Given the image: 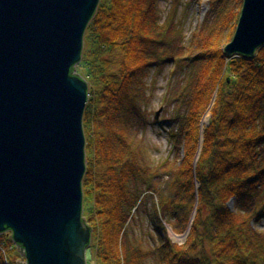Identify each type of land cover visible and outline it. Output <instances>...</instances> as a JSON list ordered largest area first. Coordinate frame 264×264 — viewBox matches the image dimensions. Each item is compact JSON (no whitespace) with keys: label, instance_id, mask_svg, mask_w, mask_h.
<instances>
[{"label":"trees","instance_id":"1","mask_svg":"<svg viewBox=\"0 0 264 264\" xmlns=\"http://www.w3.org/2000/svg\"><path fill=\"white\" fill-rule=\"evenodd\" d=\"M160 1L100 0L83 59L72 69L89 85L83 220L92 229V264H145L157 255L127 235L129 219L142 212L139 186L159 192L153 208L165 235L166 223L176 233L188 231L196 210L186 242L162 239L155 264H264V232L253 226L264 214V47L253 57L225 55L235 11L202 27L175 56L171 36L179 26L173 19L162 23ZM163 63L188 70L174 96L186 111L169 135L182 154L153 168L134 130L146 121L147 77ZM160 172L169 195L155 181ZM13 243L10 231L0 234V264H16L17 244L6 262L1 254Z\"/></svg>","mask_w":264,"mask_h":264},{"label":"water","instance_id":"2","mask_svg":"<svg viewBox=\"0 0 264 264\" xmlns=\"http://www.w3.org/2000/svg\"><path fill=\"white\" fill-rule=\"evenodd\" d=\"M99 4L0 0V234L12 233L26 257L20 264H87L92 229L83 220V120L89 85L72 69L83 59ZM262 47L264 0H244L225 55L253 57Z\"/></svg>","mask_w":264,"mask_h":264},{"label":"rangeland","instance_id":"3","mask_svg":"<svg viewBox=\"0 0 264 264\" xmlns=\"http://www.w3.org/2000/svg\"><path fill=\"white\" fill-rule=\"evenodd\" d=\"M216 3V4H215ZM244 0H161L159 3V10L162 18V23L165 21H175L179 26V34L171 36L174 38L172 53L175 56L183 55L186 47L193 39L196 32L202 27H214L224 21V16L231 18L235 11L239 12V16L233 20L232 25L235 24L236 29L240 20L241 11ZM235 29V32H236ZM232 34V38L235 35ZM225 33H229L226 28ZM183 67V66H182ZM176 68L175 63L162 64L160 67L152 69L147 77L146 99L144 101L143 109L145 110V122H135L136 129L134 136L136 141L142 145L147 151L146 159L150 162L153 168L163 166L165 162L174 161L181 157V144L175 149L172 148L169 140L170 131H176L180 123V117L185 114L186 109L174 101V96L180 91L183 86V80L188 70L182 71ZM211 117L210 110L203 119V125L208 126ZM156 178V183L159 184L160 190H165L166 194H170L167 188L168 177ZM141 192V215L129 219L127 235L133 240H142L143 247L147 252L154 250L157 255L145 262V264H155L158 258V247L162 239L169 238L174 244L183 245L186 241L176 240L175 236L183 237L185 233H176L173 228L166 223V235L162 232L159 226V219L157 221L154 214V204L159 202V192H147V188L139 186ZM145 196H147L145 198ZM147 199V200H146ZM232 210H235V202L229 204ZM135 215V214H134ZM162 222V219H161ZM253 226L256 230L264 232V214L259 219L253 221ZM136 242V241H135ZM13 247H3L1 251L5 262L8 258L9 252H14L16 244ZM20 256L14 262L16 264L26 263V257L19 248L16 250ZM14 252V254L16 253ZM94 249L90 246L86 251L87 264H92ZM17 254V253H16ZM18 257V256H17Z\"/></svg>","mask_w":264,"mask_h":264},{"label":"bare ground","instance_id":"4","mask_svg":"<svg viewBox=\"0 0 264 264\" xmlns=\"http://www.w3.org/2000/svg\"><path fill=\"white\" fill-rule=\"evenodd\" d=\"M10 233H11V232H10ZM174 238H175L176 240H180V241H181V240H182V241L184 240V237H181V236H175V235H174Z\"/></svg>","mask_w":264,"mask_h":264}]
</instances>
